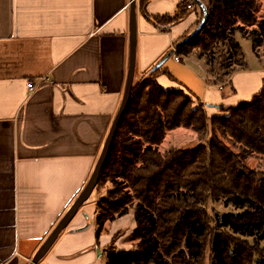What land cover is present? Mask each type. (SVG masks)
<instances>
[{
	"label": "crops",
	"instance_id": "1",
	"mask_svg": "<svg viewBox=\"0 0 264 264\" xmlns=\"http://www.w3.org/2000/svg\"><path fill=\"white\" fill-rule=\"evenodd\" d=\"M139 1L134 79L169 55L163 67L175 81L164 75L158 84L188 90L209 115L208 106H235L261 88L264 68L246 66L215 85L203 61L177 55L175 62L174 41L197 16L161 32L142 17ZM183 1L148 0L146 13L173 14ZM129 2L0 0V264H30L91 177L124 92ZM104 195L91 194L38 264H105L107 252L133 247L131 213L98 236L96 203Z\"/></svg>",
	"mask_w": 264,
	"mask_h": 264
},
{
	"label": "trees",
	"instance_id": "2",
	"mask_svg": "<svg viewBox=\"0 0 264 264\" xmlns=\"http://www.w3.org/2000/svg\"><path fill=\"white\" fill-rule=\"evenodd\" d=\"M147 2L139 1L140 13L161 32L190 13L197 16L193 29L203 18L194 0L162 16H149ZM206 9L201 31L177 46L192 29L174 47L178 56L203 61L213 84L221 85L220 70L234 60L246 67L236 34L252 43L257 58L261 46L264 55V20L258 30H248L256 22L255 0H209ZM164 75L175 81L163 65L135 77L129 106L93 189L105 192L96 203L98 236L106 223L130 212L135 222L133 247L107 252L105 264H205L207 253L209 264H264L259 248L264 240V80L248 101L208 106L228 113L220 116L207 114L184 88H162L157 79ZM180 127L195 132L197 145L160 152L166 132ZM211 202H223L234 212L210 217ZM119 237L113 235L111 244Z\"/></svg>",
	"mask_w": 264,
	"mask_h": 264
},
{
	"label": "water",
	"instance_id": "3",
	"mask_svg": "<svg viewBox=\"0 0 264 264\" xmlns=\"http://www.w3.org/2000/svg\"><path fill=\"white\" fill-rule=\"evenodd\" d=\"M135 0H130V6H129V26H128V32H129V39H128V46H129V54H128V69L126 72V81L124 85V92L122 95V99L120 101V106L114 116V120L112 121L108 134L103 142L102 150L97 158L96 165L91 173V177L86 183V185L83 187L82 192L80 195L76 198V200L73 202L72 206L69 208V210L63 215V217L60 219V221L57 223L55 228L52 230L50 235L47 237V239L41 244V246L38 248L39 250L35 254V256L31 259L29 262L30 264H38V262L42 259V257L48 252L50 247L53 245L57 237L59 236V233L63 231L71 218L78 212V210L83 206V203L86 202L91 194L93 193V189L95 188L97 182L100 179V173L105 165L107 156L109 154L110 148L112 147L111 144L117 134L118 127L120 126L122 122V117L127 110L129 106V100L131 96V87L134 81V71H135V54H136V3ZM200 7L202 11L203 18L200 21V23L197 25L195 29L191 32V34L184 40H181L177 43L178 45H182L183 43L191 40L192 37L196 36L200 31L203 25L205 24V21L207 20V9L205 5L203 6L198 0H194ZM169 55L165 56L163 58V61L160 62L155 66V68L160 67L163 65L164 61Z\"/></svg>",
	"mask_w": 264,
	"mask_h": 264
},
{
	"label": "rangeland",
	"instance_id": "4",
	"mask_svg": "<svg viewBox=\"0 0 264 264\" xmlns=\"http://www.w3.org/2000/svg\"><path fill=\"white\" fill-rule=\"evenodd\" d=\"M256 1V22L254 24V26H249L248 30L251 31L252 29H256L258 30L259 27V23H261L264 20V0H255ZM235 39L236 42L239 43L240 47H241V51L242 54L244 56V61L245 64L248 68H264V55H263V46L257 48L256 50V54L257 56H259V58H257L252 50V43L249 40H246L244 38H241L238 34L235 35ZM185 66L190 69L191 71L195 72L198 76H200L201 78H203L204 80V75L203 73L200 71V67L198 66H190V64L186 62H184ZM203 63H202V67H203ZM241 69L239 66H237L236 61L234 60L230 66L226 67L224 70H220V77L218 78V80L220 82L226 83L229 81L231 74H233L236 70ZM230 74L229 76H226L224 74ZM140 78V77H137ZM187 78L189 81V77H185ZM211 79V77H209ZM193 82V80L191 81V83ZM211 82L212 79H211ZM197 86V84L195 85ZM229 92V90H227V93ZM226 93V92H224ZM214 113L217 115H227L228 113L226 112H219L217 110H214ZM196 134L195 132H193L190 129H185V128H178L175 129L174 131H167L166 135L162 141V143L159 146V150L160 152H165L168 148L173 147L176 149H189V148H194L197 144H196ZM256 164L255 161L251 162V165L254 166ZM96 191L93 192V197L96 196ZM208 212L211 216H214V214H217V216L219 218L225 216L227 213H233L234 211H232L231 208L229 207H225L223 206V202H218V203H214L211 202L208 206ZM131 213V212H130ZM131 238V237H130ZM243 240H246L247 242H249L250 246H252L253 241L250 238H242ZM132 240V239H130ZM129 241V240H128ZM133 244V243H132ZM249 246V247H250ZM259 248L260 250L264 251V240L260 241L259 244ZM207 260L205 261V264H209V257H208V253L206 255Z\"/></svg>",
	"mask_w": 264,
	"mask_h": 264
},
{
	"label": "built area",
	"instance_id": "5",
	"mask_svg": "<svg viewBox=\"0 0 264 264\" xmlns=\"http://www.w3.org/2000/svg\"><path fill=\"white\" fill-rule=\"evenodd\" d=\"M171 56L174 59L175 62H180V59L178 58V56L176 55V50L175 47H173L172 52H171ZM35 88V86L32 83H28L27 85V89L29 91H33Z\"/></svg>",
	"mask_w": 264,
	"mask_h": 264
}]
</instances>
